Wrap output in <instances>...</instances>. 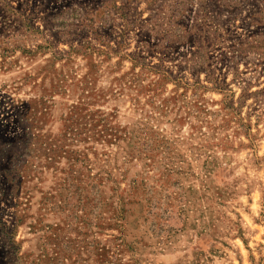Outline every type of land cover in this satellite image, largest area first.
<instances>
[{"label":"rangeland","instance_id":"374dc122","mask_svg":"<svg viewBox=\"0 0 264 264\" xmlns=\"http://www.w3.org/2000/svg\"><path fill=\"white\" fill-rule=\"evenodd\" d=\"M0 264H264V0H0Z\"/></svg>","mask_w":264,"mask_h":264}]
</instances>
